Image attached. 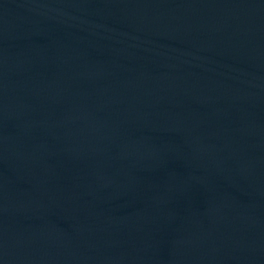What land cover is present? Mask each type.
<instances>
[{
  "label": "water",
  "instance_id": "water-1",
  "mask_svg": "<svg viewBox=\"0 0 264 264\" xmlns=\"http://www.w3.org/2000/svg\"><path fill=\"white\" fill-rule=\"evenodd\" d=\"M0 264H264V0H0Z\"/></svg>",
  "mask_w": 264,
  "mask_h": 264
}]
</instances>
